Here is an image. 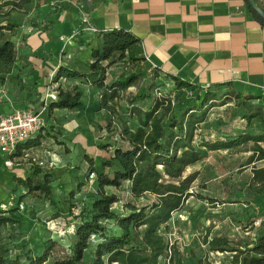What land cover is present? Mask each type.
<instances>
[{
  "label": "trees",
  "instance_id": "trees-1",
  "mask_svg": "<svg viewBox=\"0 0 264 264\" xmlns=\"http://www.w3.org/2000/svg\"><path fill=\"white\" fill-rule=\"evenodd\" d=\"M34 1L0 3L3 74H9L19 61L27 59L26 55L18 54L14 33ZM243 2L253 19L264 27V21L246 0ZM254 2L264 12V7L257 0ZM138 45L139 40L129 32L116 29L100 32L97 48L89 52L87 74L67 67H58L55 72L53 80L83 79L98 89L97 111L103 112L101 129L109 133L113 142L97 146L101 152L109 151L105 152L106 157L83 158L88 174H94V189L88 195L89 202L73 215L75 224L69 246L64 248L53 239H46L37 255L27 256V264H184L178 248L169 245L160 231L173 213L189 198L196 197L192 190L196 174L185 175L187 168L202 161L208 153L244 145H249L252 154L249 164L264 160L261 147L264 133H223L219 125L217 138H201L196 142L210 111L229 104L230 121H245L246 127L255 121L264 127V96L242 95L230 84L203 89L178 77H160L154 69L149 73L141 71L137 68L140 59L135 54ZM113 65H122L123 69L108 82ZM148 75L151 83L137 87ZM162 80L170 84L166 91L162 89L165 86ZM224 86L226 90H222ZM131 87H137L134 94L128 93ZM56 94L57 100L47 107L48 115L53 109L73 111L82 106L83 94L77 89L58 88ZM50 138H56L52 128L42 125L38 133L17 148L14 156H20L21 150L40 147V139ZM44 169L31 166L25 170L24 179L13 177V180L24 189L23 196L37 194L54 205L52 179L49 169ZM251 181L255 196H263L264 168L253 169ZM123 188L128 196L125 200L116 193ZM107 189L116 192L108 193ZM117 203H121V212L112 210ZM20 220L17 207L0 209V233L2 227L19 225ZM106 223L112 224V229ZM250 230L255 232L253 243L233 245L225 238L208 239V235L202 242L210 252L234 254L230 264H264V222L258 228L251 223ZM4 254L0 234V264L8 262Z\"/></svg>",
  "mask_w": 264,
  "mask_h": 264
},
{
  "label": "crops",
  "instance_id": "crops-1",
  "mask_svg": "<svg viewBox=\"0 0 264 264\" xmlns=\"http://www.w3.org/2000/svg\"><path fill=\"white\" fill-rule=\"evenodd\" d=\"M2 1L8 0H1L0 3ZM27 9L14 33V42L18 54L27 56L25 62L19 63L23 64L22 68L27 66V78L33 85L22 101L19 98L9 99L8 104L0 105V116L19 108L40 107L49 88L46 87L48 79L54 77L58 67L87 74L91 62L89 52L97 48L99 33L114 29L129 32L139 40L135 54L140 59L137 68L141 71L149 73L154 69L160 77L170 75L201 87L230 84L242 95L264 96V27L253 19L243 0H90L89 3L84 0H35ZM31 22H34V26H31ZM60 37H72L71 43L65 46L59 40ZM122 69V65H113L107 81L117 76ZM53 81L50 88L59 87L63 91L77 89L82 92V106L75 110L74 122H79L81 117L87 122L90 118L99 120L103 117V112L97 111L99 91L96 87L83 79L60 77ZM16 89L17 92L21 91L19 93H23L22 89L26 91L22 86ZM222 90H226V87ZM136 91L137 88L131 87L128 93L134 94ZM71 112L53 109L49 115L46 111V117L55 119L56 114ZM219 125V119L213 122L207 119L205 128H213V134L204 138H217ZM53 126L54 122L47 128ZM67 126L63 124L62 127L67 130ZM54 132L58 133L55 127L52 129L55 139H40V147L21 152L50 163L49 170H46L52 182L68 183L71 189V178L77 172L75 167H86L84 156L96 159L102 156V152L96 148V137L92 134L94 144L89 145L85 136L80 135L77 139H71V143L75 144L74 149L69 147L68 154L60 155L57 148L62 145L54 143H60V135ZM21 156L22 153L12 167H6L7 173L0 172V180L15 191L20 188L24 195V189L16 186L13 180V177L24 179L25 170L30 168L25 160L20 159ZM76 156L81 157L79 164ZM0 161L5 168V157L0 155ZM21 165L24 167L20 168ZM30 198L33 202L43 200L41 197ZM13 200L14 195L7 207L1 202L0 209L12 207L15 203ZM21 211L24 212V208ZM21 211H18L19 216ZM18 227L6 225L1 228V245L8 261L27 264V256L37 255L46 238L32 248L29 241L25 242L14 234ZM27 252L32 255H27Z\"/></svg>",
  "mask_w": 264,
  "mask_h": 264
},
{
  "label": "rangeland",
  "instance_id": "rangeland-1",
  "mask_svg": "<svg viewBox=\"0 0 264 264\" xmlns=\"http://www.w3.org/2000/svg\"><path fill=\"white\" fill-rule=\"evenodd\" d=\"M257 2L264 7V0H257ZM21 65L23 64L17 63L7 75L0 72V78L4 77L0 81V93H3L0 96V105L8 104L10 102L9 99L19 98L21 100L24 94L29 92L27 90H29L30 86L33 85L27 78V66L25 65L22 68ZM144 79L147 80L139 81L136 86L141 87L151 83L150 79ZM162 81L165 84L162 89L166 91L170 84L167 81ZM53 82V76H51L46 87L50 88ZM21 86L26 89V91L22 89L23 93H19L21 91L17 92L16 89ZM58 88L51 87L50 90L56 92ZM230 106L231 104L212 109L208 115L210 122L219 119L221 123L219 128L223 133L237 134L246 132L252 135L264 133V127L255 121H251L248 127L245 126V121H230L231 112L228 110ZM37 108L39 107L30 109L37 110ZM75 112L74 110L68 114H56L55 119L50 118V116L46 117V111L41 115L42 124H45L44 127L47 128L54 122L53 128L55 127L59 134L54 133L60 135L58 137L61 141H65L54 142L62 145L61 148H57L60 155L68 154L70 152L69 147L74 149L75 144L71 143V139H77L80 135L82 137L85 136L89 145L94 144V137H96L97 149L98 144L107 145L113 142V139L109 137V133L101 129L103 127L101 118L99 120L90 118L89 122H87L81 117L79 122H74L76 119ZM63 124H68L67 130L63 129ZM212 130L213 128H205V125H203L200 130V136L196 137V142L200 141L201 136L204 138L208 137L209 134H213ZM63 134L64 136H62ZM67 134L70 136L67 137ZM261 147L264 149V144H261ZM105 152L109 151L102 152L104 157H106ZM251 155L249 145H244L227 151L208 153L202 161L187 168L185 175L196 174V179L192 186L196 197L189 198L179 211L173 213L166 227L160 231L169 245L172 244L178 248L184 264L231 263L232 255L234 254L208 251L202 242L205 235H208V239L213 237L225 238L231 241L233 245L235 243L246 244L254 242L255 232L250 230V225L264 217V195L261 197L255 196V186H253L251 178L253 169L264 168V160L249 164L248 159ZM76 158L79 164L81 157L76 156ZM1 163L0 161V172L7 173L6 167L4 168ZM83 166H81V169L79 166L75 167L77 172L71 178V189L67 186L68 183L59 184L58 182H52L51 186L54 191L52 198L55 206L50 205L44 199V201L39 199L33 202L30 196L22 195L20 188L15 191V189L8 188L0 180V203L2 202L7 207L9 203H12V195H14L13 201L15 203L12 207H17L19 203L24 208V212H20V224L14 234L20 236L25 242L29 241L32 248H35L38 245L37 242H40L41 239H51V237L62 247L67 248L71 242V234L75 224L73 215L78 213L82 204L86 205L89 202L88 195L94 189L93 183L92 185L86 183L89 174L88 169L86 167L83 168ZM23 167V165L20 166V168ZM59 186H62L60 190L58 189ZM125 191L124 188L118 192L106 190L108 193L116 192L121 200H125L128 197ZM31 196L38 197L37 194ZM46 204L50 208H47ZM70 210L71 212H69ZM112 210L121 212V203L113 205ZM105 225L112 229V224L106 223ZM62 231L65 234L59 236L58 233ZM32 253L27 252L26 254L32 255ZM8 260L6 259V261ZM6 264H13V261H8Z\"/></svg>",
  "mask_w": 264,
  "mask_h": 264
},
{
  "label": "built area",
  "instance_id": "built-area-1",
  "mask_svg": "<svg viewBox=\"0 0 264 264\" xmlns=\"http://www.w3.org/2000/svg\"><path fill=\"white\" fill-rule=\"evenodd\" d=\"M59 40L66 46L71 43L72 37H60ZM203 89H205V87H203ZM262 90L264 91V87H262ZM2 94L3 93H0V96ZM56 100V92L47 89L38 110L25 107L16 109L8 115L0 116V155L5 157V167H12L14 163L18 161L19 157L14 156L17 152V148L40 131L43 125L41 115L45 112L48 105ZM21 153L22 156L20 159L25 160L30 167L34 166L49 169L51 166L50 163L43 162L27 152L22 151ZM93 180L94 174L90 173L86 183L92 185ZM17 209L21 211L23 206L18 204ZM263 222L264 218L253 223V227L258 228ZM64 234V231L58 233L59 236Z\"/></svg>",
  "mask_w": 264,
  "mask_h": 264
},
{
  "label": "water",
  "instance_id": "water-1",
  "mask_svg": "<svg viewBox=\"0 0 264 264\" xmlns=\"http://www.w3.org/2000/svg\"><path fill=\"white\" fill-rule=\"evenodd\" d=\"M251 9L254 11L258 17H260L264 21V12L257 6L254 0H246ZM84 2L89 3L90 0H84Z\"/></svg>",
  "mask_w": 264,
  "mask_h": 264
}]
</instances>
